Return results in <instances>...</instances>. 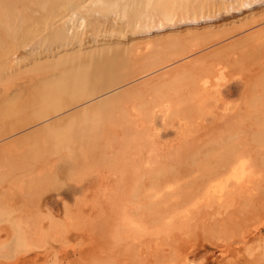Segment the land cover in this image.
<instances>
[{
	"label": "rangeland",
	"instance_id": "rangeland-1",
	"mask_svg": "<svg viewBox=\"0 0 264 264\" xmlns=\"http://www.w3.org/2000/svg\"><path fill=\"white\" fill-rule=\"evenodd\" d=\"M228 10L226 13L223 10L218 11L219 13L216 12L215 16L211 15L209 19L198 23L168 22L161 29H152L143 35L142 33L136 34L137 36L133 35V40L137 44L133 45L136 48L134 47L135 56L132 65L119 69L120 75L117 78V81L125 80L121 88L129 94L118 97L114 103L113 101L109 103V106L103 104L105 108L97 111L98 115L105 112L110 114L109 116L106 115L107 113L103 115L107 118L103 116L94 118L98 120H93V136L80 138L77 135L78 124L81 126V123L88 122V120L84 121L85 117L81 115L83 120L77 115L78 117H71L61 125L55 122L63 116V113H54V117L32 121L36 119L33 114L42 110L45 104L39 99L41 107H30L31 95L30 98H26L24 97L26 93L22 94V97L12 106L1 108L0 146L22 138L26 134L24 132L29 134L30 130L34 132L40 127L42 129L45 125H51L49 121L53 123L51 128H47L48 134L45 130L41 131L42 134L44 133L43 137L40 132L37 138L33 135L34 137L31 136V139L29 137V140L25 141L24 135V141L21 139L22 142L15 145V148L12 147L15 151L20 148L19 152L12 151L10 148L11 153L7 149L9 154L7 157L4 146L2 147L5 152L4 156L1 154L3 152H0L4 157H0V163H2L0 164V186L2 187V189L0 187V204L2 205L3 199V204L9 203L6 204V208L5 205H2L3 207L0 205V208L3 211L9 210L7 206H11L12 202L14 204V201L17 202L16 207L11 206L13 213H11V208L9 214L20 218L27 236L24 244L28 243L23 244L12 255L13 264H264L262 258L257 260L264 254V157H261L264 142L257 137L263 138L261 133L264 131L261 130H264V118L255 120L257 110L261 111L264 103V31H261L264 29V0L253 3L249 7L237 8L235 5ZM132 37H127V39L121 37L118 40L121 44L127 45ZM166 60L169 61L166 62ZM187 63L191 64V68ZM150 64L153 65L148 67ZM160 64H163L161 68L159 66L148 71ZM182 64L191 69L188 70L191 71L189 75H182L187 71L186 69L183 72L185 68ZM177 66L182 69L177 71L179 69ZM174 67L177 69L175 70ZM142 69L147 72L139 75L143 72ZM173 70L176 71L174 75H172ZM179 72L180 76L186 79L198 75L194 78L198 79L200 89H204L200 91L201 94L203 92V95L206 94L205 97L200 96L201 98L198 99L201 95L198 94L196 101L194 99L188 102V94L195 87L182 83L186 79L184 81L180 79L177 83ZM252 76L259 80L257 83L260 86L256 84ZM247 77L251 82L247 81ZM253 80L255 83H252ZM245 81L248 82L247 85ZM186 82L189 81L186 80ZM118 86L120 85L111 88L114 90ZM230 86H236L235 93L225 95L224 89ZM111 88L103 91V94L112 91ZM255 88L258 91L260 89L261 92L256 91ZM131 90L133 93H130ZM254 91L257 92L255 95L260 100L252 96ZM112 93L110 92L107 96ZM100 94L102 92L96 96ZM243 96L246 97L243 98ZM250 96L252 98L249 99ZM182 99L185 103L181 101ZM207 99L210 101L208 102ZM84 102L77 103L73 105L76 106L75 108L72 106L66 111L73 112ZM191 104L193 105L190 106ZM248 109H254V112ZM233 113L236 114H234L235 117ZM167 115L168 118H166ZM128 118L131 121H128L129 123ZM27 123L31 124L27 125ZM11 126L22 128L14 131L15 133L5 135L3 131ZM97 135L104 137L105 142H99ZM256 137L257 142L260 140L263 146L253 142ZM38 138L41 139V143ZM252 138H254L253 141ZM226 140L227 142L228 140L234 141V143L240 141V144L246 141L244 144L249 150L253 143L257 147L255 150L252 145L253 148L249 155L250 157L255 156L250 159L254 161L255 157L259 158L255 152L260 149L261 155L257 153L260 155L258 162L263 158L262 164L252 166L257 161L251 164L249 151H246V159H244L246 155L242 154L244 161L240 157L242 163L231 167L234 169L227 173L228 178L222 177L223 180L227 178V181H223L222 178L209 179L214 170L221 166L220 162L224 158L220 157L233 155L232 151H223L226 154L224 156L220 148L218 150L215 148L217 144H223ZM205 141L206 143L211 142L208 145L210 150L211 146L216 150H213L214 154L206 149L208 145L206 146ZM247 143H250V146ZM199 144L202 147L201 150L204 146L202 144H205L206 152L202 153L198 150L200 149ZM240 148L242 149V145ZM186 150L189 151L186 152ZM184 151L189 157H186L187 154ZM18 153L22 156L19 157ZM37 153H40V157L41 154L44 156L47 154L48 158L54 160H57L60 155H68V159L62 162L64 164L59 162L57 169L49 168L51 166H47L46 162L38 163L40 166L37 163H35L37 166L35 164L27 166L26 162L38 155ZM11 157L17 158L16 162ZM195 157L197 162L203 161L198 163V168H196L198 165L196 160L194 161ZM233 159L238 160L234 157ZM232 162L231 164L234 165ZM20 163H23L22 167L19 166ZM217 166L219 167L216 168ZM18 167L21 171L16 170L15 173V168L19 169ZM35 171H38L37 174ZM188 180L190 181L186 184ZM5 181H9L10 189L7 185H3V183L7 184ZM185 184L188 185L185 189L187 193L182 188ZM207 185L212 193L215 191L213 193L215 196L219 197L217 194L223 193L222 199L218 200L217 197L212 196L211 200H205L203 195H205ZM83 186L85 189L81 190ZM219 190L221 193H216ZM180 194L182 198L184 196L182 200ZM177 201L180 202L178 206ZM175 207L179 209L175 211ZM14 208L18 209L15 211ZM6 219L5 217L0 225L7 224ZM218 220L223 223L210 228V225L217 224ZM229 221L233 223L230 224ZM224 222L225 226H222ZM218 226H221V231ZM246 260L251 261L247 263Z\"/></svg>",
	"mask_w": 264,
	"mask_h": 264
},
{
	"label": "bare ground",
	"instance_id": "bare-ground-1",
	"mask_svg": "<svg viewBox=\"0 0 264 264\" xmlns=\"http://www.w3.org/2000/svg\"><path fill=\"white\" fill-rule=\"evenodd\" d=\"M258 2H260V0H0V110H1V108L5 109V108H8V107L12 106L13 104H15L17 102V100L20 97H22V94L26 93V95H24V97H26V98H30V95H31V101L29 102V104H31L30 107H33V108L41 107L40 101L45 104L44 107L42 108V110H39L38 112L33 114V116H35L36 119L32 120V121H39V120H42V119H47V118H49L51 116L54 117L55 116V115H53L54 113L55 114L56 113L57 114L58 113H63V116L58 118L57 122H55L56 124L59 125V123H60V125H61L63 122H65L66 120L70 119L71 117L74 118V116L76 117L77 115H79V116L81 115L82 117H85V118H83L84 121L88 120V122L81 123L82 124L81 126H80V124H78L79 127H77V131H78L77 135L80 138H87L90 135L93 136V134H92L93 131H94L93 130V126H92V124L94 123L93 120H95V121L98 120V119H94V118H101L105 113H107L106 114L107 116H109V114H110L108 112H105L104 114H101L100 115L101 117H100L98 115L97 111H99L101 108H105V107H103V104H105V106L106 105L109 106L108 104L111 103L112 101L114 103L115 100L118 97H121L124 94H126V95L129 94V92H126V90L121 88L122 87V83H124L125 80L117 81V78L120 75V73H118L119 69H124L125 67L132 65V61H133L134 56H135L134 55V47L137 44V43L135 44V40H133V37H132L133 35H136V34H139V33H142V35H143L145 33H149L152 29H156V30L157 29H161V28H163L165 26V23H168V22L172 23L174 21H177V22H183V23L184 22L185 23L186 22L198 23L199 21H204L206 19H209L211 15L215 16V13L218 12V11L223 10L226 13V10H228V9L231 10L235 5H236L237 8H239V7L243 8V7H249L253 3H258ZM216 15H218V14H216ZM261 31H264V29L261 30ZM121 37H124V39H127V37L128 38L132 37V39H130V41L133 42V44H131L130 41H129L130 43L127 42V45L126 44H121L120 41L118 40ZM149 40H147V41H149ZM136 41H138V40L136 39ZM133 45H135V46H133ZM167 61H169V60H166V62ZM179 62H182V61H179ZM192 63L193 62H191V64ZM191 64L189 63L188 65L190 66ZM151 65H153V64H150L148 67H150ZM161 65H163V64L156 65L153 68L148 69V71L152 70V69H155V68H157L159 66L161 68ZM173 65H176V64H173ZM182 65H183L182 67L185 68V69H183V72L186 69H187V71L184 72V73L181 71L183 73V74L182 73L181 74L182 75H189L191 71H188V70H191V69H188V68L184 67V64H182ZM179 67L177 66V68H179ZM190 68H191V66H190ZM257 68H259V67H257ZM174 69H175V67H174ZM180 69H182V68L177 69V71H180ZM140 70H141V68H140ZM140 70H139V72H141ZM142 70H143V72H141L139 75H141L144 72H147V71H144L145 69H142ZM122 71H125V70H122ZM174 72H176V71L173 70V74L172 75H174ZM260 72H258V73H260ZM166 73H168V71ZM178 75H179L178 78L175 77V78H177V80L179 79L177 81V83L180 81V79H181V81H184V79H186V78H183L184 76H180V72H179ZM263 75H262V77H263ZM133 76H134V74H133ZM197 76L187 77L188 79H186V80L189 81V82H186V80H185V82H182V83H184L186 85H189L190 87H195L190 92V94H188L189 95V98L187 97L188 98V102L189 101L192 102V100H194V99H195L194 101H196V99H197L196 97L198 96V94H201L200 90H204V89H200L201 88V87H199L200 84L198 85V82H197L198 79L196 80V78H194V77H197ZM254 76H256V75H254ZM189 78H190V80H189ZM239 79H242V78H239ZM246 79H247V81L251 82L250 79L248 80V77ZM246 79H243V80H246ZM254 79H255L256 84H258L257 81H259V80H256V78H254ZM260 79H262V78H260ZM174 81H175V79H174ZM247 81H245L246 85L248 83ZM241 82H243V81H241ZM250 82H249V84H250ZM253 82H254V80L252 81V83ZM263 83H264V81H263ZM130 84H128V85H130ZM249 84H248V86H249ZM116 85H120V86L116 87L113 90V88H111V87H114ZM154 85H158V84H154ZM133 86L134 85H132V87ZM123 87H125V86H123ZM110 88L112 89V91H109V92L103 94V91H105L107 89H110ZM126 88H127V86H126ZM235 88H236V86H230L228 88H225L224 89V94L225 95H233L235 93V91H236ZM257 88H255V89H257ZM121 89H122V91H121ZM241 89H243V88H241ZM128 90H130V88ZM114 91H116V92H114ZM256 91H258V89ZM101 92H102V94H100V96H96V95H98ZM110 92H113V93L110 94L109 96H107ZM254 92H252V93H254ZM258 92H261L260 89H259ZM130 93H133L132 90H131ZM203 93L198 96V99H199L200 96L202 98L205 97L206 94L203 95ZM241 93H243V92H241ZM255 94L257 95V92H255L254 95H252V96L256 97ZM219 95H221V93ZM245 95H247V94H245ZM245 97L243 96V98H245ZM185 98H184V100L187 101V99H185ZM250 98H252V97L250 96L249 99ZM39 99H40V101H39ZM87 99H89V100H87ZM208 99H207V101H208ZM257 99H259V98H257ZM85 100H87V101L84 102ZM177 100H178V97H177ZM218 100H220V99H218ZM181 101H183V99ZM244 101H245V99H244ZM256 101H258V100H256ZM261 101H262V97H261ZM80 102H84V103H81V105L78 106L73 112L66 111V109L69 110V107H72L73 105H75L77 103H80ZM173 102H172V104H173ZM203 102H204V99H203ZM223 103H225V102H223ZM195 104H196V102H195ZM186 105H187V103H186ZM192 105L193 104H191L190 106H192ZM209 105H211V104H209ZM213 105H214V103H213ZM179 106H181V105H179ZM202 106H203V104H202ZM73 107L75 108L76 106H73ZM186 108H187V106H186ZM249 108H251V106ZM71 110H72V108H71ZM260 110L261 111L257 110L258 117H257L256 114L253 113L257 117V118L255 117V120L256 119L258 120V118H264V103L262 104V107H261ZM236 111H238V110H236ZM236 111H234V112H236ZM239 111H241V110H239ZM249 111H253L254 112V109L253 110H249ZM150 112L153 114L152 111H150ZM88 113H91V114L88 115ZM178 113H176V114L178 115ZM234 114L235 113H233V116H234ZM177 115H176V117H177ZM224 115H225V113H224ZM81 116H80V118L82 119ZM123 116H121V117L123 118ZM152 116H151V120H152ZM237 116H239V115H237ZM168 117L169 116L167 115L166 118H168ZM174 117H175V113H174ZM240 117H242V116H240ZM104 118H107V117H104ZM181 118H182V116H181ZM126 119L127 118L125 117V120ZM133 119H135V118H133ZM75 120H73V121H75ZM129 120H130V118H128L127 122ZM129 122H131V121H129ZM48 123H51V125L53 124L50 121ZM125 123H126V121H125ZM30 124L31 123H29V124L27 123V125H30ZM183 124H184V121H183ZM51 125L48 124V125H45L44 127L42 126L43 127L42 129H41V127L39 128L41 130L36 129L38 131L34 130V132H31V130H30L29 134L27 132H24L27 135L22 133V134L25 135V138H24V135H23V137L21 136L22 138L18 139L19 141L18 140L9 141V143H7V145H3L4 146V150L6 151V153H7V149H9L11 151L10 148H12L13 146L15 148L16 147L15 145H18V143L24 141V139H25V141H27V139L29 137L31 139L32 138L31 136H33V135H36L35 137L37 138L38 135H40L38 133H40L43 130H45V133H47V128H51ZM21 128L22 127L17 128V126H14V127L11 126V127H7L5 129L6 131H3V132H4L5 135H7V134L13 133L14 131L19 130ZM184 131H182V132H184ZM261 131L263 132L264 130H261ZM192 132H194V131H192ZM235 133H236V131H235ZM41 134H42V132H41ZM43 134H42V137L44 136ZM50 134L53 135L52 132H50ZM184 135H185V133H184ZM97 136L99 138V142L100 141L105 142V138L104 137H101L100 135H97ZM261 136L264 138V133H261ZM49 137H52V136H49ZM193 137L194 136H192V138ZM257 137L260 138V140L264 142L263 138H262L263 139L262 140L260 136H257ZM257 137H256V140H254L255 137L252 138V141L254 140L253 142H255L256 144L257 143L261 144L262 142L260 143L259 142L260 140L257 142V140H258ZM12 138H10V140ZM40 138H38V140ZM229 138L230 137H228V139ZM21 139H22V141H20ZM214 139H216V138H214ZM190 140H193V139L190 138ZM40 141H41V139L39 140V143H41ZM212 141H213V139H212ZM42 142H43V140H42ZM228 142H230V143H228ZM228 142H227V140L223 144L218 142V143H220V145L217 144L216 147L213 145V144H215V142H213L212 145L216 148V150H218L220 148L219 150L222 151L224 156L226 155L224 153L226 151H232L233 155L231 157H228V156L220 157L221 159L224 158V160L221 161V162H220V160H218L220 162L221 166L220 167L219 166L216 167V168H218V167L219 168L214 170V172L211 174L210 177L208 176L209 179L213 178V179H216V180L218 179L219 180V178L225 177L228 172L230 173V170L234 169V168H231L232 166L234 167V166H236L235 164L242 163V160L244 161V159H246V157H247L246 151H249L248 152V156H249V160L252 161V162L250 161L251 164L254 161L255 162L257 161L256 163L254 162L255 165H252V166L255 167L257 164L260 165L259 163L263 162L262 161L263 158L260 160V162H258L262 152H263L262 153L263 156L261 155V157H264V150L261 151V153H260L259 152L260 149H258L256 152L254 151L259 158L255 157L254 161H253V159H250V158H253L255 156V155H252L250 157V155H249L250 154V150H252V148H253L252 147L253 143L251 144V146H250V143L249 144L247 143L248 146L251 147L250 150H249L244 144L246 141H243V143L241 141L242 144L239 143L240 141H236L235 143H237V144H235L234 141H229L228 140ZM231 142H233L234 144L231 143ZM204 143L207 146L211 142H207L206 143V141H205ZM205 144H202V145L205 146ZM259 144H258V146L261 147V145L264 144V143H262L261 145H259ZM190 145H191V143H190ZM192 145L195 146V144H193V143H192ZM241 145H242V149H243V147H245L244 148L245 152H243L244 149L242 150L240 148ZM3 146L2 145L0 146V152L2 151L3 153H1V154H3V156H4L5 152L2 149ZM193 146H189V147L191 148ZM204 146H203V149L201 150L202 147H200V144H199L198 147H200V149H198V148L197 149L201 150L202 153H203V151L206 152ZM208 146L206 148L207 150L210 148V146L209 147ZM253 146L255 147V150H256L257 146H255V145H253ZM262 148H264V147H262ZM18 149L15 151V149L13 150V148H12V151H15V152L18 151L19 152L20 148H18ZM32 149H33V147H32ZM246 149H248V150H246ZM213 150H215V149L212 148V146H211L210 152H213ZM12 151H11V153H12ZM25 151L26 150L24 148V152ZM187 151H189V150H186V152ZM195 151H194V155H195ZM186 152H185V154H187ZM214 152H213V154H214ZM196 153H197V151H196ZM257 153H259L260 155H258ZM1 154H0V157L4 158L3 156H1ZM18 154H19V157L22 156L20 153H18ZM30 154H28V155H30ZM33 154H34V152H33ZM37 154L38 155L35 156L36 158L34 156H33L34 157L33 158L32 155H30L33 159L28 160V161L26 160L27 162L24 161V162H26L27 166L30 167V164H32V166H34L35 163H37V164L38 163L39 164L42 163L43 164V162H46L47 166H51L49 168L53 167V168L57 169V168H59V162L62 163L63 161L68 159L67 158L68 155H60V156L57 157L58 158L57 160H54L53 158H52L53 159L52 160V159H50V157L48 158L47 154H45L46 156L41 154V157L39 155L40 153H37ZM185 154H184V156H186ZM242 154H243V156L246 155V156H244V159L242 158L243 157ZM28 155H26V156H28ZM199 155L202 156V154H199ZM13 156H14V154H13ZM30 156L28 157V159L30 158ZM42 156L44 158H42ZM215 156H212V157L214 158ZM217 156H218V154H217ZM7 157H9L8 153H7ZM186 157H189L188 154H187ZM233 157L235 159L240 160L241 162L240 161L237 162L238 160L235 161L233 159ZM240 157H241L242 160L240 159ZM184 159H187V158H184ZM231 159H233L234 161L231 160ZM255 159H257V160H255ZM12 160H15L14 162H16L17 158H15V159L12 158ZM195 160H196V157L194 158V161ZM208 160H209V158H208ZM21 161H22V159H21ZM194 161H193V163H194ZM183 162H186V161H183ZM196 162H197V160H196ZM200 162H197V164L198 163L200 164ZM231 162L234 165H232ZM0 164H2V163H0ZM5 164L7 165V160H6ZM22 164L20 163L19 166H21ZM62 164H64V163H62ZM190 164H188V165H190ZM199 164L196 165V168L199 167ZM65 165H67V164H65ZM217 165H219V164H217ZM263 165H264V162H263ZM16 168H15V171H14L15 173H16V170H20L19 167H18L19 169H16ZM64 168H66V167H64ZM8 169H9V167L6 169V171ZM186 169H187V167H186ZM202 169H205V168H202ZM207 169H208V167H207ZM47 170L49 171L48 167H47ZM189 170H191V169H189ZM22 172H24V171H22ZM37 172H36V174H37ZM207 172H206V174H207ZM25 173H27V171ZM11 174H12V172H11ZM29 174H30V172H29ZM48 174H49V172H48ZM26 176L28 178V175H26ZM31 176H33V175H31ZM185 176H186V174H185ZM188 176H189V174H188ZM2 177H3V175H2ZM3 178L5 179V177H3ZM8 178H9V175H8ZM18 178H17V180H18ZM9 180H11V178ZM22 180H24V179H22ZM22 180H20V181H22ZM222 180H223V178H222ZM225 180H223V181H225ZM189 181L190 180H188L186 184H188ZM8 182H6L7 184L3 183V185H7L8 186L7 188H9V185H10V184H8ZM27 182H28V180H27ZM246 182H248V181H246ZM246 182H244V183H246ZM208 183L209 182H207V184ZM28 184H30V183H28ZM186 184L184 185L185 188H184V186L182 187L183 190L187 189L186 186H188V185H186ZM193 184H194V182H193ZM202 184H201V186L204 185V187H205V184H203V185ZM247 184H249V182ZM95 185H96V183H95ZM208 185L206 186L207 190H205L206 191L205 195L202 194L203 198L204 199L206 198L205 200H209L212 196H215V194H213L215 191L212 193V191L207 188ZM27 186H29V185H27ZM32 186H33V184H32ZM196 186H197V183H196ZM219 186H220V184H219ZM1 189H2V187H1ZM83 189H85V186H83L81 188V190H83ZM203 189H205V188H203ZM183 190H181V191H183ZM189 190H190V188H189ZM5 191H6V189H5ZM73 191H75V190H73ZM193 191H195V190H193ZM193 191H191V192H193ZM77 192H78V190H77ZM185 192L187 193L186 190H185ZM185 192H183L184 196H185ZM201 192H202V190H201ZM217 192L221 193L220 190L216 191V193ZM1 193H2V191H1ZM186 195L188 196V194H186ZM217 195H219V197L218 196H215V197H217L218 200L222 199V197L224 196L223 193L222 194H217ZM67 196H69V195H67ZM181 196L182 195L180 194V197ZM184 196H183V198H184ZM143 197H145V195H143ZM12 198H14V196ZM183 198L181 197V200ZM194 198H196V197H194ZM214 199L215 198L213 197V200ZM217 199H216V201H217ZM7 200H9V199H7ZM47 200H48V198H47ZM44 201H45V199H44ZM178 201L176 203L177 206L180 203V202L178 203ZM3 202H4V199H3ZM3 202H2V205H5L4 207L6 208V204H9V203L5 202L3 204ZM15 203H17V202L14 201V204H13V202L10 203V204H11V206L14 207ZM47 204H48V202H47ZM195 205H198V204H195ZM11 206L10 205L7 206V207H9V210L12 208ZM203 206H202V208H203ZM15 207H16V205H15ZM184 207H186V206H184ZM15 209L17 210L18 208H14V210ZM176 209L178 210L179 208L175 207L174 210L176 211ZM9 210H4V211L2 209L0 210V222L4 221L5 217L7 218L6 219L7 224H1L0 225V264H13L12 260H11L12 259V255L14 253H16L23 246L24 242H26V240H27L26 239L27 236H26L25 230L23 229V227L21 225L20 218L19 217H13L12 214H9L10 213ZM183 210H184V208H183ZM183 210H182V212H183ZM186 212H188V210H186ZM194 212H195V210H194ZM11 213H13V208L11 210ZM179 214H181V213H179ZM12 219H14L15 221L17 220V221L15 222ZM183 219H184V217H183ZM185 219H187L186 215H185ZM189 221H187V222H189ZM217 222H218L217 224L210 225V228L214 227V226H217V225H221L223 223V222L221 223V221H219V220ZM231 223H233V222H230V224ZM234 223H235V221H234ZM207 226H209V224ZM222 226H225V222H224V225H222ZM220 227L218 226L219 230H220ZM207 231H208V229H207ZM215 231H216V229H215ZM203 232H205V231H203ZM258 256H256V258ZM261 258L263 259V262H264V254L262 256H259V259H257V260H260ZM246 261H247V263H249L251 260H249V261L246 260ZM246 261H243V262H246Z\"/></svg>",
	"mask_w": 264,
	"mask_h": 264
}]
</instances>
